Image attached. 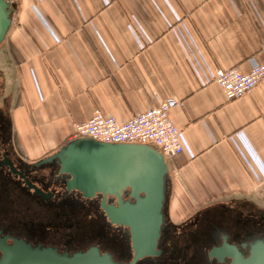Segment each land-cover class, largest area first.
Here are the masks:
<instances>
[{
  "label": "crops",
  "instance_id": "1",
  "mask_svg": "<svg viewBox=\"0 0 264 264\" xmlns=\"http://www.w3.org/2000/svg\"><path fill=\"white\" fill-rule=\"evenodd\" d=\"M5 48L17 152L37 160L96 110L125 121L175 98L184 150L167 159L169 213L264 206V80L237 99L220 68L264 58V0H16ZM262 201V203L260 202Z\"/></svg>",
  "mask_w": 264,
  "mask_h": 264
},
{
  "label": "flooded vegetation",
  "instance_id": "2",
  "mask_svg": "<svg viewBox=\"0 0 264 264\" xmlns=\"http://www.w3.org/2000/svg\"><path fill=\"white\" fill-rule=\"evenodd\" d=\"M5 41L0 43V260L4 246L22 240L69 255L98 248L120 264L129 263L135 255L132 229L108 218L102 192L86 197L69 189L71 175L62 171L59 157H52L58 150L37 160L17 152L11 120L15 84L7 75ZM168 181L167 175L155 253L136 264H232L231 256L215 255L213 249L226 240L248 256L252 244L264 240V206L249 198L217 202L173 221ZM129 193L125 190L123 198L135 202ZM107 204L118 206V199L108 194Z\"/></svg>",
  "mask_w": 264,
  "mask_h": 264
},
{
  "label": "water",
  "instance_id": "3",
  "mask_svg": "<svg viewBox=\"0 0 264 264\" xmlns=\"http://www.w3.org/2000/svg\"><path fill=\"white\" fill-rule=\"evenodd\" d=\"M12 14V3L0 0V43L7 38ZM56 156L61 160L62 171L71 175L67 181L69 189H77L86 197L102 192L108 218L131 227L135 255L127 264H136L143 256L155 253L163 222L166 177L170 173L167 159L158 148L146 143H110L79 137L61 146L52 157ZM125 190L130 191L135 202L123 198ZM108 194L116 196L118 206L107 204ZM212 253L231 256L232 264H264V240L252 244L248 256L226 240ZM0 264L120 263L98 248L69 255L16 240L12 246H4Z\"/></svg>",
  "mask_w": 264,
  "mask_h": 264
},
{
  "label": "built area",
  "instance_id": "4",
  "mask_svg": "<svg viewBox=\"0 0 264 264\" xmlns=\"http://www.w3.org/2000/svg\"><path fill=\"white\" fill-rule=\"evenodd\" d=\"M13 3L16 0H8ZM264 53V46L262 47ZM264 80V58L255 63L249 72L233 68H220L215 82L229 100L248 94ZM179 105L175 98H167L159 105L120 121L115 116L96 110L87 121L76 123L73 137H90L110 143H146L158 148L166 159L184 150L181 130L170 118V111Z\"/></svg>",
  "mask_w": 264,
  "mask_h": 264
},
{
  "label": "rangeland",
  "instance_id": "5",
  "mask_svg": "<svg viewBox=\"0 0 264 264\" xmlns=\"http://www.w3.org/2000/svg\"><path fill=\"white\" fill-rule=\"evenodd\" d=\"M8 79L12 81V70L11 68H8L7 70ZM262 203V201H260Z\"/></svg>",
  "mask_w": 264,
  "mask_h": 264
}]
</instances>
